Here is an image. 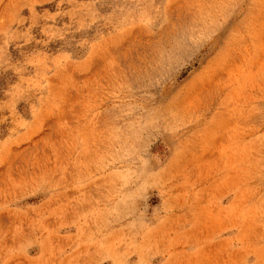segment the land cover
Segmentation results:
<instances>
[{
  "label": "rangeland",
  "instance_id": "rangeland-1",
  "mask_svg": "<svg viewBox=\"0 0 264 264\" xmlns=\"http://www.w3.org/2000/svg\"><path fill=\"white\" fill-rule=\"evenodd\" d=\"M0 264H264V0H0Z\"/></svg>",
  "mask_w": 264,
  "mask_h": 264
}]
</instances>
